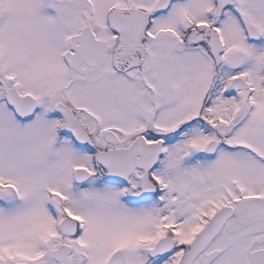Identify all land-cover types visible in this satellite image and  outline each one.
<instances>
[{
	"label": "snow or ice",
	"instance_id": "1",
	"mask_svg": "<svg viewBox=\"0 0 264 264\" xmlns=\"http://www.w3.org/2000/svg\"><path fill=\"white\" fill-rule=\"evenodd\" d=\"M0 264H264V0H0Z\"/></svg>",
	"mask_w": 264,
	"mask_h": 264
}]
</instances>
